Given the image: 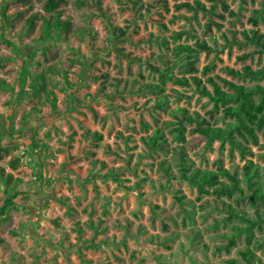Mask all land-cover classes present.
<instances>
[{"label":"rangeland","instance_id":"obj_1","mask_svg":"<svg viewBox=\"0 0 264 264\" xmlns=\"http://www.w3.org/2000/svg\"><path fill=\"white\" fill-rule=\"evenodd\" d=\"M44 1L0 0V166L19 178L6 212L0 181V264H240L245 247L264 264V201L243 175L251 159L264 185L260 130L256 143L236 135L242 153L206 143L187 121L177 138L171 114L180 106L223 125L222 107L199 91L211 90L207 77L223 89L224 79L264 84L229 71L264 65L245 37L257 29L264 42V0H199L204 10L177 6L194 0H56L70 27L42 38L41 19L25 20ZM154 128L164 140L147 144ZM218 165L241 190L217 196L183 176ZM229 204L257 222L225 248L243 224L226 217Z\"/></svg>","mask_w":264,"mask_h":264},{"label":"trees","instance_id":"obj_2","mask_svg":"<svg viewBox=\"0 0 264 264\" xmlns=\"http://www.w3.org/2000/svg\"><path fill=\"white\" fill-rule=\"evenodd\" d=\"M77 5H82L86 3V0H75ZM56 0H45L43 3V12L41 14L35 12L26 18L25 23L28 26H33L35 24V19L40 18V33L42 38L51 37L60 34L61 31H67L70 27V22L66 19L61 18V11L56 9ZM177 6H186L191 9H205L204 4L199 0H194L193 3H188L186 1L180 2ZM4 21H7V15L1 14ZM254 22L255 19H252ZM118 35H123L124 30L120 29ZM245 37L249 39L253 44L258 46L259 49H264V42L262 41V34L258 33L257 29H250V34L247 35L245 32ZM202 48H209L205 42L198 43ZM189 68H192V61L188 60ZM232 74H243L247 75L252 79H261L264 83V65L258 68H251L248 65L242 67V71L229 69ZM165 74L171 75L168 69L164 70ZM42 81L44 80V74L39 76ZM195 83L198 85L200 79L196 76H192ZM175 82L186 84L187 79L185 77H175ZM210 83L211 90L206 89L205 85L199 86V91L202 95L208 97L215 107L221 106L222 113L229 119L224 121L223 125L211 124L205 118L197 119L191 114L186 113L184 107L176 106L171 114L178 119V125L174 128V135L179 139H184L182 132L183 126L181 122L187 121L189 123H194L192 130L198 132L202 137H204L206 143H210L213 140H219L221 143L228 142L230 146H234L240 152H247L245 146L241 141L236 139V135L240 136L242 139H249L252 142H257L256 130H260L262 137L264 138V84L253 83L251 85H244L242 83H236L231 80L224 79L226 84V89L221 88L219 83H217L212 77H207ZM0 86L6 87L2 78H0ZM42 89L44 83H40ZM46 89L45 91H47ZM52 92V91H50ZM160 101H163V96L160 97ZM54 102V101H53ZM95 135L99 134L93 132ZM147 144L154 143L156 138L159 140H164V135L161 129L154 128L151 135L148 137ZM264 145V143H263ZM15 159L11 162V167L15 168ZM258 164L253 163L251 159H246L243 164V171L245 178L247 180V185L249 189V196L252 200L264 201V185H258L253 177L257 174ZM220 175L225 176L229 180L232 179V175L227 168L218 165L216 169L198 168L195 167L188 174L183 175L188 181L197 186L199 191H208L204 186L210 185L214 186L211 192L217 196L227 195L230 196L234 189H240L233 181L226 182L220 179ZM0 181L3 184V193L8 195L3 204L1 205V210L3 212L7 211L9 206H13V198L18 194L17 186L19 184V178L15 177L11 171H5L0 166ZM241 190V189H240ZM226 217L232 218L236 217L243 224L235 225V231L228 235V241L224 245L225 248L232 245L235 241L236 235L243 229L249 227L250 225L257 222V219H250L246 217L244 211L232 207L230 204L226 207ZM256 218L262 219L264 214L260 213L258 210L255 212ZM243 261L240 264H257L256 258L254 257L253 251L249 247H245L240 250ZM233 264L236 263L235 260H231Z\"/></svg>","mask_w":264,"mask_h":264}]
</instances>
